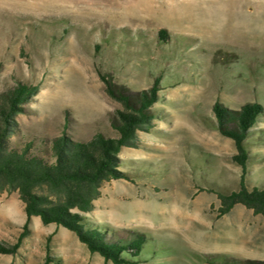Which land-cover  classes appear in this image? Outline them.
<instances>
[{
    "label": "rangeland",
    "instance_id": "rangeland-1",
    "mask_svg": "<svg viewBox=\"0 0 264 264\" xmlns=\"http://www.w3.org/2000/svg\"><path fill=\"white\" fill-rule=\"evenodd\" d=\"M157 78L152 125L121 150L126 176L103 183L87 226L145 235L127 264L264 260V214L243 204L222 214L218 197L242 176L264 188V111L245 138V169L214 111L264 107V0H0V94L19 81L39 88L16 116L25 135L116 136L123 105L107 81L137 92ZM25 220L19 193H0V245L27 231L0 264H115L66 227L34 216L26 230Z\"/></svg>",
    "mask_w": 264,
    "mask_h": 264
},
{
    "label": "trees",
    "instance_id": "trees-1",
    "mask_svg": "<svg viewBox=\"0 0 264 264\" xmlns=\"http://www.w3.org/2000/svg\"><path fill=\"white\" fill-rule=\"evenodd\" d=\"M159 35L167 39L168 31L162 29ZM159 82L157 78L149 90L131 92L107 81L108 94L123 105L112 117L117 133L116 136L100 133L89 140L73 139L66 133L52 138L23 134L16 116L24 110L22 105L38 93V86L19 81L0 94V193H19L24 203L26 230L32 217L38 216L43 224L54 223L72 230L90 251L98 252L105 260L115 264L136 261L134 258L140 255L147 241L145 235L137 233L130 241L109 238L105 231L87 226L86 213L93 210L105 181L126 176L118 169L122 161L120 152L135 145L139 130H148L152 125L155 117L152 106L159 100ZM214 111L220 131L235 140L238 150L235 161L245 169L249 156L245 138L264 107L249 102L239 110H231L216 103ZM218 197L222 214L237 204L264 214V188H249L244 176L237 190L219 192ZM26 234L27 231L23 232L9 249L0 245V252H15ZM219 261L220 264H264V260L254 259Z\"/></svg>",
    "mask_w": 264,
    "mask_h": 264
}]
</instances>
